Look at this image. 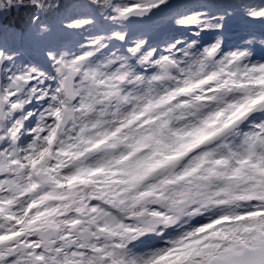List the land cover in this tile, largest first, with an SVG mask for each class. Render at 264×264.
Returning <instances> with one entry per match:
<instances>
[{"label": "snow or ice", "instance_id": "6c2138e0", "mask_svg": "<svg viewBox=\"0 0 264 264\" xmlns=\"http://www.w3.org/2000/svg\"><path fill=\"white\" fill-rule=\"evenodd\" d=\"M0 264H264V0H0Z\"/></svg>", "mask_w": 264, "mask_h": 264}, {"label": "trees", "instance_id": "16d2710c", "mask_svg": "<svg viewBox=\"0 0 264 264\" xmlns=\"http://www.w3.org/2000/svg\"><path fill=\"white\" fill-rule=\"evenodd\" d=\"M25 15H24L23 11L20 12L19 14L13 12L12 16L10 17V20L13 21V22H16V23H20L24 19Z\"/></svg>", "mask_w": 264, "mask_h": 264}, {"label": "rangeland", "instance_id": "374dc122", "mask_svg": "<svg viewBox=\"0 0 264 264\" xmlns=\"http://www.w3.org/2000/svg\"><path fill=\"white\" fill-rule=\"evenodd\" d=\"M189 2H187V3H192V2H194V0H188ZM201 2H211V0H201ZM248 2L249 3H252V4H254V5H258V4H260L261 2H262V0H248ZM255 27H256V29L257 30H259V25L257 24V25H255Z\"/></svg>", "mask_w": 264, "mask_h": 264}, {"label": "water", "instance_id": "95a60500", "mask_svg": "<svg viewBox=\"0 0 264 264\" xmlns=\"http://www.w3.org/2000/svg\"><path fill=\"white\" fill-rule=\"evenodd\" d=\"M180 2H183V0H182V1H181V0H179V3H180Z\"/></svg>", "mask_w": 264, "mask_h": 264}]
</instances>
